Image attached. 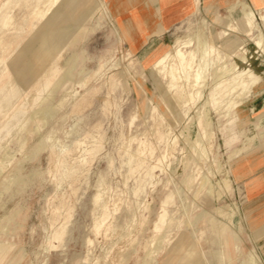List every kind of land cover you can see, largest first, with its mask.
<instances>
[{
	"label": "rangeland",
	"instance_id": "1",
	"mask_svg": "<svg viewBox=\"0 0 264 264\" xmlns=\"http://www.w3.org/2000/svg\"><path fill=\"white\" fill-rule=\"evenodd\" d=\"M114 2L0 0V264H264L232 174L260 114V10L247 33L229 0H191L170 41L138 50ZM199 36L205 58H172Z\"/></svg>",
	"mask_w": 264,
	"mask_h": 264
},
{
	"label": "crops",
	"instance_id": "2",
	"mask_svg": "<svg viewBox=\"0 0 264 264\" xmlns=\"http://www.w3.org/2000/svg\"><path fill=\"white\" fill-rule=\"evenodd\" d=\"M195 1L198 10L201 0ZM260 1L247 2L258 8ZM128 2H131V5ZM190 2L191 0H115L114 4L109 3V6L116 12L118 27L126 31L134 43L139 44L138 50H142L148 45H159L170 41V31L188 16ZM231 2L232 0H229L230 10ZM237 6L241 9L240 5ZM256 90L246 107L259 108L260 114L253 123L247 148L232 166V174L235 181L243 187L245 199L241 213L248 228L254 234H259L261 254L264 259V87ZM259 97L262 99L261 103L258 102ZM238 153L237 149L235 155ZM223 228L226 242H232V245L238 247V235L233 230ZM168 260L171 262L172 257L169 256Z\"/></svg>",
	"mask_w": 264,
	"mask_h": 264
},
{
	"label": "bare ground",
	"instance_id": "3",
	"mask_svg": "<svg viewBox=\"0 0 264 264\" xmlns=\"http://www.w3.org/2000/svg\"><path fill=\"white\" fill-rule=\"evenodd\" d=\"M233 3H231V6L232 8L234 6H237V5H240L241 6V10L243 12V17H244V21H245V27H246V31L247 33H250L252 30L255 29L256 27V23H255V16H256V12H255V9L253 6H251L248 2H246L245 0H232ZM264 5V1L259 5V7L257 8L258 10H260L261 14H262V17H264V12L261 11L262 10V6ZM262 26V25H261ZM260 26V28H261ZM227 29H232V23H227ZM226 32V30H225ZM227 33V32H226ZM257 43L258 44H261L263 46L264 44V36L262 35V33L260 32L258 35H257V39H256ZM189 42V41H188ZM187 43V41H186ZM188 44V43H187ZM210 45H212V43L210 42V40L207 38V37H203V36H199L197 38V41H195L193 43V45L191 46H188L190 47L186 52L182 51L181 49H177L175 51V54H173L172 58L173 57H176L178 58V61L181 65L185 66V67H192V60L198 55V51L200 52V54L202 55V57H206L207 56V53H208V49L210 47ZM187 52L190 54V57L188 58L186 56ZM253 54V53H252ZM166 57V56H165ZM165 59V58H164ZM163 60V58H162ZM160 61V60H159ZM161 63V62H159ZM172 64H175V62L172 61ZM257 64V63H256ZM255 64V65H256ZM262 64V62H261ZM169 66V65H168ZM174 66V65H172ZM200 66V65H199ZM243 66H245V68H249L251 70V75H248L245 80H244V85L245 84H252L253 82L257 81L258 79L261 78V75L260 73L255 70L252 66H251V62H250V56H247V55H241L240 57V61H236L235 65H233L232 69H240V68H243ZM162 70H163V64H162ZM160 68V69H161ZM166 68V67H165ZM172 68H175V67H171V71H172ZM201 67H198L196 68L192 74L194 75V78H192L193 80H191L189 83V85L191 86H194V85H199L201 83V74L203 72V70H200ZM167 70V69H165ZM168 71V70H167ZM186 72V70H184ZM230 71V69H229ZM229 71L226 70V72L228 73ZM235 71V70H234ZM165 72V71H164ZM184 72V73H185ZM166 74V73H165ZM229 74V73H228ZM186 75V73L184 74V76ZM171 76H173V74L171 73ZM178 76V75H177ZM190 76V74H189ZM188 76H186L187 78ZM178 79V77H176ZM176 78H174L173 80H176ZM189 79V78H188ZM219 79V77L217 78V80ZM230 80H232V78H230ZM178 81V80H177ZM180 81V79H179ZM188 81V80H187ZM217 82V81H216ZM174 83V82H173ZM179 83V82H178ZM176 88H179L180 91L183 93L184 90H185V84L180 82V84H176L175 85ZM231 86V85H230ZM245 90V89H244ZM241 91H243V87L241 89ZM176 97H177V100H181L180 97L182 94H178L177 91L175 92L174 94ZM241 96V100L243 99L244 97V93L242 92L240 94ZM174 97V96H173ZM23 146V145H21ZM255 257V256H254ZM252 257V258H254ZM254 260L257 262V259L254 258Z\"/></svg>",
	"mask_w": 264,
	"mask_h": 264
}]
</instances>
